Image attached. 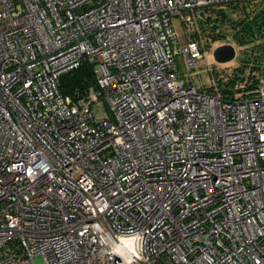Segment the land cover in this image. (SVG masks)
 I'll return each instance as SVG.
<instances>
[{"label": "built area", "instance_id": "built-area-1", "mask_svg": "<svg viewBox=\"0 0 264 264\" xmlns=\"http://www.w3.org/2000/svg\"><path fill=\"white\" fill-rule=\"evenodd\" d=\"M231 1L0 0V264H264V77L222 93L200 25Z\"/></svg>", "mask_w": 264, "mask_h": 264}, {"label": "trees", "instance_id": "trees-1", "mask_svg": "<svg viewBox=\"0 0 264 264\" xmlns=\"http://www.w3.org/2000/svg\"><path fill=\"white\" fill-rule=\"evenodd\" d=\"M252 0H235L225 3L224 6L210 7V15L200 19V25L204 31L205 39L209 35L223 34L220 26L222 23L230 24L232 37L240 48H249L253 53L251 61L242 58L238 66L233 67L225 75L215 76L217 86L222 93L232 94L252 90L259 77H264V0H255L262 5L258 7L249 6ZM229 7L232 12L241 14L239 20L231 19V14L226 13L224 7ZM214 12V14H213ZM213 15V16H212ZM207 31V32H206ZM258 36H257V35ZM215 35V36H216ZM217 37H213L216 39ZM242 48V49H243ZM241 89V84H244ZM95 84V77L92 65L88 62L82 63L79 67L64 72L60 77L59 89L63 94L73 98L83 95ZM211 88V84L205 86Z\"/></svg>", "mask_w": 264, "mask_h": 264}, {"label": "rangeland", "instance_id": "rangeland-1", "mask_svg": "<svg viewBox=\"0 0 264 264\" xmlns=\"http://www.w3.org/2000/svg\"><path fill=\"white\" fill-rule=\"evenodd\" d=\"M259 2H256L255 0L250 1L249 6H251L250 8L254 7H258L256 5H258ZM262 5V4H259ZM224 6V4L222 5ZM226 13L231 14V19L233 20H239L241 18V14H239L238 12H232L231 9L229 7H224ZM210 10L205 9L202 12L203 16H207L210 15L211 13L209 12ZM231 11V13H230ZM214 14V12H213ZM213 16V15H212ZM226 22L222 23L223 25L220 26L221 31L223 32V34H219V35H209V37L207 36V40H206V49L208 51V60L213 68L212 72L215 76L218 75H225L227 73H229V71L235 67L239 65V62L242 58H248L249 62L251 61V58L253 56V53L251 52V50L249 48H240L237 43L234 41L233 37H232V29H231V25L230 24H225ZM230 25V26H229ZM172 27L175 30V32L178 35V39L181 43H184L187 41L188 37L185 34V30L184 27L181 25L180 20L178 18H175L172 21ZM205 31V30H204ZM207 32V31H206ZM216 35V36H215ZM257 35V34H256ZM258 36V35H257ZM213 37H217L216 39H213ZM223 44H231L234 46L235 48V57L230 60L227 61L225 63H219L217 61L214 60L213 56H212V50L220 45ZM179 60L181 61V57H179ZM212 74L209 71V65L206 63V60L203 58L201 60H199V65L196 69L193 70V81L197 86H201L204 85L207 86L209 85V83L211 82V77ZM92 110L93 113L95 115V117H107L109 116V110L107 107V104L102 100L99 99L98 101L94 102L92 104ZM37 264L41 263V258L38 257L35 259Z\"/></svg>", "mask_w": 264, "mask_h": 264}, {"label": "water", "instance_id": "water-1", "mask_svg": "<svg viewBox=\"0 0 264 264\" xmlns=\"http://www.w3.org/2000/svg\"><path fill=\"white\" fill-rule=\"evenodd\" d=\"M212 56L215 61L225 63L235 57V48L231 44H223L212 50Z\"/></svg>", "mask_w": 264, "mask_h": 264}]
</instances>
